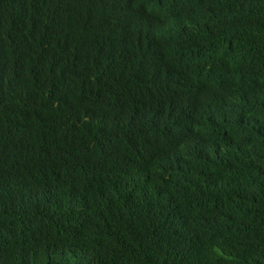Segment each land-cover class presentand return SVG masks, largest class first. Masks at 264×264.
<instances>
[{"label": "clouds", "instance_id": "9594fccd", "mask_svg": "<svg viewBox=\"0 0 264 264\" xmlns=\"http://www.w3.org/2000/svg\"><path fill=\"white\" fill-rule=\"evenodd\" d=\"M73 1L93 9L116 1L139 62L147 38L166 47L185 39L187 53L174 81L151 94L147 111L124 145L120 134L87 130L111 121V100L92 97L84 84L66 92L64 55L35 54L28 91L0 88V211L41 199L43 190L28 166L52 156L65 159L67 147L76 143L105 144L116 163L126 159L133 184L153 191L166 214L184 223L199 202L207 208L206 228L224 227L229 216L264 211V51L252 46L264 39L237 37L222 49L198 39L209 24L222 19L227 27L259 34L264 23L256 21L264 18L258 13L264 0H240L237 9L228 6L225 11L209 0H191L193 6L185 0ZM25 14L24 0H0V35L8 52ZM39 14L42 20L52 18L45 9ZM110 50L103 46V61ZM102 80L114 87L120 75L105 70ZM66 109L72 112L71 121ZM257 236L256 229L249 232L250 239ZM10 262L30 261L18 255Z\"/></svg>", "mask_w": 264, "mask_h": 264}, {"label": "trees", "instance_id": "16d2710c", "mask_svg": "<svg viewBox=\"0 0 264 264\" xmlns=\"http://www.w3.org/2000/svg\"><path fill=\"white\" fill-rule=\"evenodd\" d=\"M185 1L193 6L191 0ZM209 2L221 3L225 11L228 6L237 9L240 0ZM24 6L26 14L9 52L0 35V88L28 91L32 57L64 55L66 92L84 84L92 97L105 96L112 102L111 121L103 128L87 130L97 135L120 134L121 145L127 143L138 117L149 107L151 94L179 74L186 40L180 38L175 46L166 47L154 38L144 39L139 62L116 1L100 9L82 7L73 0H24ZM42 9L52 14L51 20L41 19ZM13 13H18V7ZM223 22L209 24L198 39L218 49L237 37L264 39L263 29L253 34ZM256 22L264 23V18ZM105 44L111 50L103 61ZM252 46L264 51L263 42ZM111 69L120 75V84L114 87L102 80V73ZM66 110L71 121L72 112ZM28 170L36 175L43 196L27 206L9 205L0 211V264H11L10 258L18 255L27 256L29 264H264V211L229 216L224 227L206 228L202 221L207 208L199 202L190 208L189 223L174 219L153 191L133 184L128 161L121 158L116 163L105 144H70L65 159L52 156L31 163ZM188 225L194 229L184 230ZM253 229L258 236L250 239Z\"/></svg>", "mask_w": 264, "mask_h": 264}, {"label": "bare ground", "instance_id": "6f19581e", "mask_svg": "<svg viewBox=\"0 0 264 264\" xmlns=\"http://www.w3.org/2000/svg\"><path fill=\"white\" fill-rule=\"evenodd\" d=\"M45 54H46V53H45ZM147 204L150 205L149 202H147ZM147 204H146V205H147ZM149 205H148V206H149ZM142 206H143V205H142ZM151 206H152V205H151ZM144 207H145V206H144ZM144 207H143V208H144ZM149 207H150V206H149ZM145 209H146V208H145ZM147 210H148V209H147ZM147 210H146V211H147ZM150 210H151V208L149 209V211H150ZM146 211H144V212H146ZM147 212H148V211H147ZM150 212H151V211H150ZM149 215H150V214H149ZM147 217H148V216H147ZM150 217H151V216H150ZM145 218H146V217H145ZM151 219H152V218H151ZM146 221H148V220H146ZM150 221H151V220H150ZM195 221H196V220H195ZM152 222H153V221H152ZM148 223H149V221H148ZM150 223H151V222H150ZM151 225H152V224H151ZM200 226H201V225H200ZM152 227H153V226H152ZM126 229H127V228H126ZM128 229H129V228H128ZM133 229H135V228L133 227ZM122 231H123V230H122ZM124 232H125V231H124ZM128 232H129V230H128ZM128 232H127V233H128ZM130 233H132V232L130 231V232L128 233L129 236H130ZM128 234H127V236H128ZM133 234H134V233H133ZM131 236H132V235H131ZM130 238H132V237H130ZM157 240H158V239H157ZM157 240H156V241H157ZM159 241H160V239H159ZM162 243H163V241H162ZM162 243H161V244H162ZM165 243H166V242H165ZM164 246H165V245H164ZM212 246H213V245H212ZM222 246H223V245H221V247H222ZM155 247H156V246H155ZM155 247H153V249H154ZM159 247H160V246H159ZM213 247H214V246H213ZM130 248H131V246H130ZM162 248H163V247H162ZM162 248H161V249H162ZM127 249H128V248H127ZM156 249H157V248H156ZM156 249H155V250H156ZM158 249H159V248H158ZM165 249H166V248H165ZM221 249H222V248H221ZM223 249H224V248H223ZM223 249H222V250H223ZM130 250H132V249H130ZM212 251H213V250H212ZM217 251H218V250H217ZM223 251H224V250H223ZM128 252H129V251H128ZM132 252H133V251H132ZM137 252H138V251H137ZM162 252H163V251H162ZM138 253H139V252H138ZM140 253H141V252H140ZM212 253H213V252H212ZM130 254H131V251H130ZM205 254H206V253H205ZM209 254H210V253H209ZM213 254H215V253H213ZM134 256H136V255H134ZM142 256H143V255H142ZM223 256H224V255H223ZM127 257H128V256H127ZM129 257H130V256H129ZM131 257H132V256H131ZM137 257H139V256H137ZM149 257H150V256H149ZM202 257H203V256H202ZM216 257H217V255H216ZM216 257H215V259H216ZM145 258H146V257H145ZM193 258H194V257H193ZM221 258H222V257H221ZM223 258H224V257H223ZM126 259H127V258H126ZM147 259H148V258H147ZM149 259H151V257H150ZM199 259H200V258H199ZM206 259H207V258H206ZM212 259H214V257H213ZM218 259H219V258H218ZM224 259H226V258H224ZM224 259H222V260H224ZM130 260H131V259H130ZM130 260H129V261H130ZM133 260H134V259H133ZM135 260H137V259H135ZM135 260H134V261H135ZM138 260H140V259H138ZM153 260H154V259H153ZM209 260H210V259H209ZM222 260H221V261H222ZM226 260H227V259H226ZM141 261H142V260H141ZM196 261H197V260H196ZM224 261H225V260H224ZM227 261H228V260H227ZM143 262L145 263V261H143ZM150 262H151V261H150ZM192 262H193V261H192ZM225 262H226V261H225ZM127 263H129L128 260H127ZM132 263H133V262H132ZM138 263H139V262H138ZM138 263H137V264H138ZM148 263H149V262H148ZM156 263H157V261H156ZM178 263H180V262H178ZM200 263H201V262H200ZM208 263H209V262H208ZM134 264H135V263H134ZM142 264H143V263H142ZM158 264H159V263H158ZM188 264H189V263H188ZM198 264H199V263H198ZM209 264H210V263H209ZM211 264H212V263H211Z\"/></svg>", "mask_w": 264, "mask_h": 264}]
</instances>
